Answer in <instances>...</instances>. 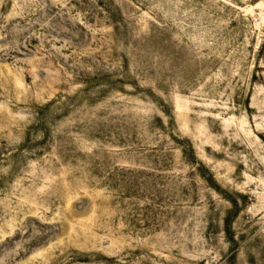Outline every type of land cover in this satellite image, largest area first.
I'll use <instances>...</instances> for the list:
<instances>
[{"label":"rangeland","instance_id":"obj_1","mask_svg":"<svg viewBox=\"0 0 264 264\" xmlns=\"http://www.w3.org/2000/svg\"><path fill=\"white\" fill-rule=\"evenodd\" d=\"M0 264H264V0H0Z\"/></svg>","mask_w":264,"mask_h":264}]
</instances>
